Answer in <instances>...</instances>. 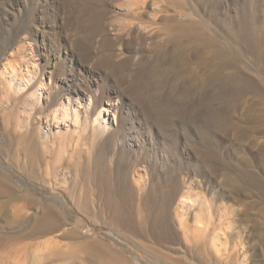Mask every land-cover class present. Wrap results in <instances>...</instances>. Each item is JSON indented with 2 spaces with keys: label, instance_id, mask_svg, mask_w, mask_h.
Here are the masks:
<instances>
[{
  "label": "rangeland",
  "instance_id": "1",
  "mask_svg": "<svg viewBox=\"0 0 264 264\" xmlns=\"http://www.w3.org/2000/svg\"><path fill=\"white\" fill-rule=\"evenodd\" d=\"M0 264H264V0H0Z\"/></svg>",
  "mask_w": 264,
  "mask_h": 264
},
{
  "label": "bare ground",
  "instance_id": "2",
  "mask_svg": "<svg viewBox=\"0 0 264 264\" xmlns=\"http://www.w3.org/2000/svg\"><path fill=\"white\" fill-rule=\"evenodd\" d=\"M80 45L83 47V46H85V45H83V43H80ZM163 59V58H162ZM125 60V59H124ZM111 64V63H110ZM125 65V64H124ZM122 66H123V64H122ZM119 67H120V65H119ZM125 68H126V66H125ZM118 69V68H117ZM123 69V68H122ZM121 70V69H120ZM155 71H156V69H155ZM199 224L200 225H202V223L201 222H199ZM203 226V228H206V229H208V227H209V222H207V224H203L202 225Z\"/></svg>",
  "mask_w": 264,
  "mask_h": 264
}]
</instances>
